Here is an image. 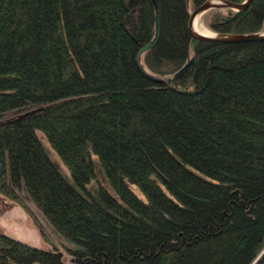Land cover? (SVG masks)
Returning a JSON list of instances; mask_svg holds the SVG:
<instances>
[{
	"label": "trees",
	"instance_id": "16d2710c",
	"mask_svg": "<svg viewBox=\"0 0 264 264\" xmlns=\"http://www.w3.org/2000/svg\"><path fill=\"white\" fill-rule=\"evenodd\" d=\"M157 1L150 79L152 0H0V116L38 110L0 123V195L67 245L0 233V264H264V40L200 42L207 0ZM208 28L264 32V0Z\"/></svg>",
	"mask_w": 264,
	"mask_h": 264
},
{
	"label": "rangeland",
	"instance_id": "374dc122",
	"mask_svg": "<svg viewBox=\"0 0 264 264\" xmlns=\"http://www.w3.org/2000/svg\"><path fill=\"white\" fill-rule=\"evenodd\" d=\"M213 11L214 9L203 12L199 21L202 27L210 33L213 32L209 30L208 22ZM258 34L263 35L264 32L261 31ZM31 111L33 110L6 113L0 116V123L23 116ZM36 136L46 150L48 158L57 164L62 173L68 177L67 171L61 165L57 156L51 151L41 133L36 132ZM98 183L103 185L101 180ZM0 233L15 241L43 251L56 249L63 252V247L67 246L24 193L17 195L15 200H10L0 195Z\"/></svg>",
	"mask_w": 264,
	"mask_h": 264
},
{
	"label": "water",
	"instance_id": "95a60500",
	"mask_svg": "<svg viewBox=\"0 0 264 264\" xmlns=\"http://www.w3.org/2000/svg\"><path fill=\"white\" fill-rule=\"evenodd\" d=\"M187 2L189 0H186ZM208 1L202 3L201 5L195 7L188 18V23H187V30L190 34V36L200 42H214V43H239V42H246V41H255V40H264V34H254V35H248V36H233V35H217V38H203V37H197L191 34L190 32V27H191V23L192 20L194 19V17L201 12H206L208 10H221V9H225V10H230L233 12H238L241 10H244L248 7V5L253 1V0H244L242 3L240 4H232L229 2H224L222 0H214L217 1L218 3L216 5H208ZM153 2V6L155 9V15H154V36L152 38L151 41H149L147 44H145L144 46H142L136 53L135 55V59H136V64L137 67L143 72V69L141 68L140 65V56L145 53L146 51H148L149 49L153 48V46L155 45L158 36H159V29H160V10H159V5H158V1L157 0H152ZM184 72V69H182L178 74H176L173 78L177 79L182 73ZM144 73V72H143ZM145 74V73H144ZM147 77H149L150 79H153L152 77L148 76L147 74H145ZM36 111L38 110H34L31 111L28 114H34Z\"/></svg>",
	"mask_w": 264,
	"mask_h": 264
},
{
	"label": "bare ground",
	"instance_id": "6f19581e",
	"mask_svg": "<svg viewBox=\"0 0 264 264\" xmlns=\"http://www.w3.org/2000/svg\"><path fill=\"white\" fill-rule=\"evenodd\" d=\"M218 2L214 0H209L208 5H216ZM203 14V12L198 13L194 19L192 20L191 27H190V32L192 35L197 36V37H203V38H217L218 36L216 34L210 33L206 29L202 27L200 24V17Z\"/></svg>",
	"mask_w": 264,
	"mask_h": 264
}]
</instances>
